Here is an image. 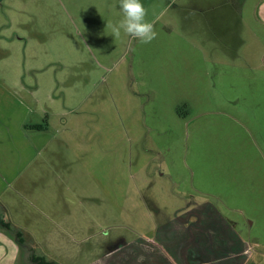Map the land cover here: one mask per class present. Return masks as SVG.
Returning <instances> with one entry per match:
<instances>
[{
  "label": "rangeland",
  "instance_id": "1",
  "mask_svg": "<svg viewBox=\"0 0 264 264\" xmlns=\"http://www.w3.org/2000/svg\"><path fill=\"white\" fill-rule=\"evenodd\" d=\"M218 1L141 0L157 36L139 44L106 32L119 0H0V123L18 144L21 126H48L41 140L62 141L29 169L49 184L71 172L85 196L69 219L39 182L36 256L229 264L247 245L264 264V0ZM17 264H33L27 247Z\"/></svg>",
  "mask_w": 264,
  "mask_h": 264
},
{
  "label": "crops",
  "instance_id": "2",
  "mask_svg": "<svg viewBox=\"0 0 264 264\" xmlns=\"http://www.w3.org/2000/svg\"><path fill=\"white\" fill-rule=\"evenodd\" d=\"M168 1H170L168 4L171 5L172 0ZM228 1L229 0H226L227 3ZM80 2L81 0H78L79 6ZM189 2L193 8H205L210 11L217 9V6H214V3H223L218 0H189ZM232 2H239V0H232ZM73 4L75 5L76 2ZM221 10V13H229L231 11L227 5L222 6ZM233 10L236 9L233 8ZM244 10L245 8L241 10L242 14ZM223 30L222 23L220 26L219 36L220 40H223L225 43L226 37L224 34L226 31L222 34ZM8 125V122L0 123V143L7 141L11 145L9 146L11 147V153L0 152V201L3 202V205L6 207V211L8 212V218L6 221H10L16 227L28 231L32 237H34L33 239H37V232L35 230L38 226L37 219L39 216L37 217V215H45L46 213L44 206L41 204V202L43 203L44 200H42L40 203H37L35 200V197L38 195L39 191L38 187L36 186L39 185V182L43 180L42 193H44L45 196L47 195L46 197L51 196L50 193H52V198L54 196L52 201L58 199L62 203V206L66 207L63 212L66 214V216H70L69 219H72V213L75 206H84V189L83 186L79 185V188L75 190L74 182H76L77 178L71 172L69 173L64 171L60 173L57 179L54 178V181L49 184V179L47 178L44 180L43 175L41 177V174L37 169H29L31 164L38 161L40 151L44 154L45 149L49 147L51 143L55 145L57 142L62 141L61 139L57 141L55 139H49L47 141L41 140L40 134H46V131L49 130L48 126L46 127L42 124L36 123L25 124L21 126V135L27 137L24 143L26 145H31L29 147L30 152H25V144H18L14 140V134L12 132L14 126L11 125V128H9ZM33 126H42L43 128L41 130H36V128ZM34 135L35 137L33 140L30 139V137ZM63 142L67 143V141ZM36 147L41 149L38 151ZM42 159L43 162L44 159H46L47 163L60 164V160H57L56 158H48L46 155H42ZM73 163L76 162L73 161ZM43 190H45V192H43ZM15 196L20 197V199L26 197V201L29 204L27 202H25L26 205L14 204L13 199ZM67 207H70L71 209H68ZM29 214L31 218L28 216ZM67 217L63 220L66 221ZM50 221V224H53L61 222L62 219H57L55 216ZM34 241L37 243L38 240ZM261 244L264 247V243L261 242ZM23 246L25 245L19 243L14 234H11L10 231L6 229L0 228V264H17L19 254L21 249H23ZM212 252L215 251L212 250ZM227 252L226 256H228V258H226L225 262L229 264H234L230 262L232 258L233 260H238L240 264H248L250 259H247L246 257L253 256V253H251L247 245L240 247V251L237 250L235 252H230L228 249Z\"/></svg>",
  "mask_w": 264,
  "mask_h": 264
},
{
  "label": "clouds",
  "instance_id": "3",
  "mask_svg": "<svg viewBox=\"0 0 264 264\" xmlns=\"http://www.w3.org/2000/svg\"><path fill=\"white\" fill-rule=\"evenodd\" d=\"M122 18L116 22H108L106 32L118 40L122 33L135 39L139 44L151 43L157 36L154 23L146 20L147 10L141 0H119Z\"/></svg>",
  "mask_w": 264,
  "mask_h": 264
},
{
  "label": "trees",
  "instance_id": "4",
  "mask_svg": "<svg viewBox=\"0 0 264 264\" xmlns=\"http://www.w3.org/2000/svg\"><path fill=\"white\" fill-rule=\"evenodd\" d=\"M36 128V130H41L43 127L42 126H33ZM3 208L4 206L0 203V228L10 230L14 233L15 238L18 240L19 243L22 245L27 246L30 252V260L32 261L33 264H58L56 261H49V259H46L44 257H38L34 254V248H33V243L34 239L32 235L21 228L16 227L13 225L10 221H6L3 217ZM5 209V208H4ZM11 232V233H12Z\"/></svg>",
  "mask_w": 264,
  "mask_h": 264
}]
</instances>
